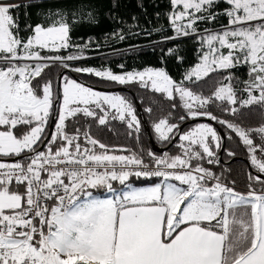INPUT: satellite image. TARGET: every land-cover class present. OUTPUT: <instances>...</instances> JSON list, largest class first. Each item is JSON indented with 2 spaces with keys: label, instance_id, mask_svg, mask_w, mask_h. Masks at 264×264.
<instances>
[{
  "label": "snow or ice",
  "instance_id": "1",
  "mask_svg": "<svg viewBox=\"0 0 264 264\" xmlns=\"http://www.w3.org/2000/svg\"><path fill=\"white\" fill-rule=\"evenodd\" d=\"M46 2L0 0V264H264V0H168L173 35L142 27L136 15L125 29L110 12L121 26L112 30L116 40L157 35L153 50L200 33L198 62L180 79L166 67L84 66L94 45L73 40L83 23L73 20L87 16L97 26L99 13L43 8ZM33 7L42 17L34 25ZM137 7L146 16L142 0ZM221 18V31H200L198 22ZM161 52L184 62L178 46ZM54 66L62 69L55 82L47 75ZM84 74L150 90L181 108L179 122L169 112L152 123L161 145L177 152L145 150L133 101L97 90L79 79ZM208 79L210 95L193 89ZM201 118L227 131L202 122L181 129ZM113 122L135 149L93 134V126L116 134ZM226 140L238 141L255 170L246 173L245 191L225 176L230 169L215 170L221 150L237 155Z\"/></svg>",
  "mask_w": 264,
  "mask_h": 264
},
{
  "label": "trees",
  "instance_id": "2",
  "mask_svg": "<svg viewBox=\"0 0 264 264\" xmlns=\"http://www.w3.org/2000/svg\"><path fill=\"white\" fill-rule=\"evenodd\" d=\"M29 2H34V0ZM115 2L118 4V7L115 10L112 8L113 0H47L46 3L42 4V7L64 9L66 11L76 10L79 7V11L87 12L90 10L88 6H91L92 11L99 13V24L97 26H88L87 16L80 17L77 15L73 20L74 25L78 20L83 21L82 24L75 26V29L72 32L73 40L77 43H80L82 39L83 42H87L90 38L94 45L91 49L85 51V56L90 58L80 62L83 63L84 66L111 67L112 70L117 73L122 71L118 67L120 64H124L126 70H142L145 67H166L167 71L173 78L180 79L187 68L198 62V36L195 39L192 37H184L178 39L177 41L166 42L153 50L149 40L159 39V36L157 35H153L151 38H144L142 36L132 37L131 39H126L125 41L121 42L116 40L115 36L111 34L113 29L121 27L116 25L111 18L110 12L115 11L116 14H118L120 17H123L124 21H126V23L122 25V27L125 29H127V24L135 23L134 21H131L129 17L136 15L139 17V24L142 27L164 26L166 29L164 34L173 35L174 33L168 28V21L166 19V14L169 11L168 0H142L144 8L147 10V19L145 12L142 11L141 8L137 7L138 0H115ZM223 7L224 5L222 4L220 8L222 9ZM40 10L41 9L35 7L27 10L30 13L29 20L33 25L37 22H40L42 19L41 16L37 15ZM157 12L161 13L159 19L155 17V13ZM21 16L23 17V11H21ZM148 21H152V23L149 24ZM23 23L24 21L22 18V25ZM220 25H227V19L221 18L220 20L208 25H205L202 22L200 27L202 29L205 27L215 28ZM174 46L179 47L180 54L185 58L183 63H178L174 58L165 56L164 53L161 52V48L166 49L168 47ZM61 71V68L54 66L47 70V75L55 82L58 78V74ZM239 74L243 77L244 70H239ZM79 78L80 80L94 86L106 88H115L121 86L100 82L98 78L89 77L86 74L81 75ZM124 87L130 88L137 95L139 103L142 107L144 118L148 122L155 142L161 147H169L166 151L176 153L177 148L175 145L164 146L161 145V143L156 139L155 134L152 131V123L161 117L167 116L169 112L172 113L170 119L173 122H179L178 118L180 115L184 114L183 110L181 108L172 109L170 101L165 99L160 94L152 93L150 90L140 89L135 85ZM193 89L195 91L202 92L204 95H210L211 91L213 90V80L208 79L206 82H201L199 85H194ZM121 93H124L130 100L133 101L140 116L133 95L130 92ZM148 107L153 108L152 113H148L144 110ZM213 111L218 112V110L215 108H213ZM140 118L142 119L140 142L145 150H147L148 148H152V146L150 145L149 138L145 130L143 118L141 116ZM198 122L212 123L213 126H215L218 130L220 129L223 133L227 131L221 126L216 125L215 122L208 121L203 118L193 122L188 121L187 123L181 124V127L183 126V130H187L190 126ZM245 123H255V120L248 118L245 120ZM112 127L115 128L116 134L108 131L107 128L97 129L95 126H93L92 131L97 138L101 139L102 142L106 144L125 145L133 149L137 147L136 142L126 136L124 126H122L119 122H113ZM175 143H179L178 139ZM225 147L235 151L237 155L235 157H228L226 153L223 152V160H221V164L229 163L228 166L233 171V179L239 181V183L236 182V187L241 188L242 186V188L246 189V173H254L255 170L250 167L249 163L239 159L245 158L248 160L244 149L242 147H238V141L226 140ZM234 158H238V160H232Z\"/></svg>",
  "mask_w": 264,
  "mask_h": 264
},
{
  "label": "water",
  "instance_id": "3",
  "mask_svg": "<svg viewBox=\"0 0 264 264\" xmlns=\"http://www.w3.org/2000/svg\"><path fill=\"white\" fill-rule=\"evenodd\" d=\"M74 78L76 77V74L75 73H70ZM80 79V78H79ZM96 89L98 90H104V91H111V92H130L133 97H134V100H135V103L137 105V108H138V111L140 113V116L143 118V123H144V126H145V130H146V133L148 135V138H149V142H150V145L152 146V148L159 152V153H162L164 151H166L169 147H161L160 145H158L153 136H152V133H151V130H150V127L148 125V122L147 120L144 118V114H143V111H142V107L139 103V100H138V97L137 95L134 93V91H132L130 88L128 87H124V86H120V87H115V88H106V87H100V86H95ZM193 122V121H191ZM181 129L183 130V126L181 127ZM223 135V134H222ZM178 139V138H177ZM223 150L220 151L219 155L221 157V160H223L222 156H223ZM240 159V158H239ZM242 160L246 161L247 163L248 160L244 159V158H241ZM232 160H238V158H234ZM10 162V161H9Z\"/></svg>",
  "mask_w": 264,
  "mask_h": 264
},
{
  "label": "crops",
  "instance_id": "4",
  "mask_svg": "<svg viewBox=\"0 0 264 264\" xmlns=\"http://www.w3.org/2000/svg\"><path fill=\"white\" fill-rule=\"evenodd\" d=\"M218 131H220L221 132V134H224L220 129L218 130ZM157 152V151H156ZM222 158H223V156H222ZM241 159V158H240ZM245 159V158H244ZM247 160V159H246ZM244 161V160H243ZM232 162V161H231ZM246 162V161H245ZM249 162V161H248ZM247 163V162H246ZM228 164L229 163H227V164H220L219 166H217L216 168H215V170L217 171V172H219L222 168H224V169H230V172H225V176H228V178H229V180H231V179H233V175H232V169L228 166ZM249 164H250V162H249ZM237 183H239V181H236ZM237 189L238 190H240V191H245L246 189H244V188H242V186H241V188H238L237 187Z\"/></svg>",
  "mask_w": 264,
  "mask_h": 264
},
{
  "label": "rangeland",
  "instance_id": "5",
  "mask_svg": "<svg viewBox=\"0 0 264 264\" xmlns=\"http://www.w3.org/2000/svg\"><path fill=\"white\" fill-rule=\"evenodd\" d=\"M29 1H31V0H29ZM17 2H21V0H17ZM227 19V18H226ZM198 24H199V29H200V31L202 32V30L204 29H202L201 27H200V25L202 24V22H198ZM214 31H221L222 30V25H220V26H217V27H215V28H212ZM203 34H207V33H203ZM199 35H200V33H198L197 34V36L199 37ZM226 51V50H225ZM143 70V69H142ZM98 90V89H97ZM100 91H104V90H100ZM107 92H111V91H107ZM114 93H119V94H123V95H125L124 93H121V92H114ZM126 96V95H125ZM137 186H141V185H139V184H137Z\"/></svg>",
  "mask_w": 264,
  "mask_h": 264
}]
</instances>
